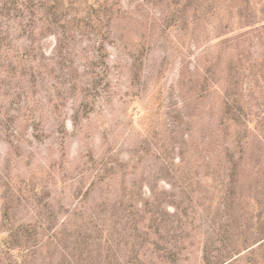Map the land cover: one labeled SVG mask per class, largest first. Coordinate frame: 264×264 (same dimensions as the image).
<instances>
[{"label": "rangeland", "instance_id": "obj_1", "mask_svg": "<svg viewBox=\"0 0 264 264\" xmlns=\"http://www.w3.org/2000/svg\"><path fill=\"white\" fill-rule=\"evenodd\" d=\"M30 6L4 19L0 264H264V0Z\"/></svg>", "mask_w": 264, "mask_h": 264}, {"label": "trees", "instance_id": "obj_2", "mask_svg": "<svg viewBox=\"0 0 264 264\" xmlns=\"http://www.w3.org/2000/svg\"><path fill=\"white\" fill-rule=\"evenodd\" d=\"M0 68L3 66V63L9 61L4 60L3 53L6 49L8 44L5 42L8 34V27L9 25H6V22L4 19L9 20V16L11 15L12 11H16L18 13H23V9H27L29 11H32V7L30 6L32 4V0H0ZM22 7V9H20ZM18 15V14H16ZM20 17H23V14H19ZM32 21V20H31ZM31 25H26V28H28ZM2 52V53H1ZM2 55V56H1ZM7 57V54H5V58Z\"/></svg>", "mask_w": 264, "mask_h": 264}]
</instances>
